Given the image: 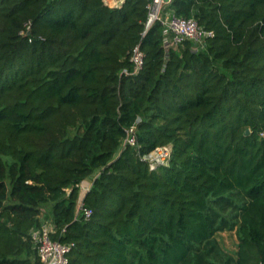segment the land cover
I'll use <instances>...</instances> for the list:
<instances>
[{
    "label": "trees",
    "instance_id": "obj_1",
    "mask_svg": "<svg viewBox=\"0 0 264 264\" xmlns=\"http://www.w3.org/2000/svg\"><path fill=\"white\" fill-rule=\"evenodd\" d=\"M149 1L0 0V264L44 224L68 264H264V0H173L214 37L167 54Z\"/></svg>",
    "mask_w": 264,
    "mask_h": 264
},
{
    "label": "built area",
    "instance_id": "obj_2",
    "mask_svg": "<svg viewBox=\"0 0 264 264\" xmlns=\"http://www.w3.org/2000/svg\"><path fill=\"white\" fill-rule=\"evenodd\" d=\"M123 0H120V2ZM170 5L164 0H150L147 4V20L141 39L145 38L148 31L158 23L163 29V48L167 54L171 49L178 47L184 42H192L194 44H202L206 39L214 37L212 31L204 30L199 23L192 18H182L176 16L167 8ZM30 30V26L26 27V31ZM24 35L25 33L22 32ZM30 42V40H29ZM132 64V70L129 72L124 70L127 76L138 75L143 72L145 65V54L141 50L140 45L132 49L129 58ZM135 126L131 127L127 132L124 144L135 146ZM172 158V148L170 146L157 147L148 154L142 155V159L149 163L150 170H156L160 166H167ZM93 181L85 180L77 185L80 190V196L77 202V214H81L86 220L92 215V210L83 205L86 194L90 191ZM69 190H67V193ZM54 232L51 224H44L39 229L30 233L31 240L36 250L39 264H68L69 254L73 249V244H62L53 240L51 234Z\"/></svg>",
    "mask_w": 264,
    "mask_h": 264
},
{
    "label": "rangeland",
    "instance_id": "obj_3",
    "mask_svg": "<svg viewBox=\"0 0 264 264\" xmlns=\"http://www.w3.org/2000/svg\"><path fill=\"white\" fill-rule=\"evenodd\" d=\"M119 1V0H118ZM89 182V180H88ZM80 194V190H79ZM80 196V195H79ZM220 244L227 250L233 251L236 249L237 239L234 232H222L217 236Z\"/></svg>",
    "mask_w": 264,
    "mask_h": 264
},
{
    "label": "water",
    "instance_id": "obj_4",
    "mask_svg": "<svg viewBox=\"0 0 264 264\" xmlns=\"http://www.w3.org/2000/svg\"><path fill=\"white\" fill-rule=\"evenodd\" d=\"M166 3L171 4L173 0H164ZM250 134L249 130H246L245 135L248 136Z\"/></svg>",
    "mask_w": 264,
    "mask_h": 264
}]
</instances>
